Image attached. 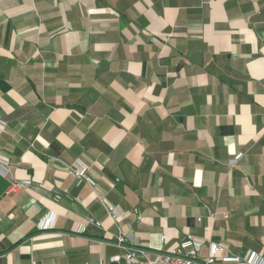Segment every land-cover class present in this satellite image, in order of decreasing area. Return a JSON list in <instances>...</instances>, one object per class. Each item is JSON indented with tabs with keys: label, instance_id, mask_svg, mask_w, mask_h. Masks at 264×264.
<instances>
[{
	"label": "crops",
	"instance_id": "obj_1",
	"mask_svg": "<svg viewBox=\"0 0 264 264\" xmlns=\"http://www.w3.org/2000/svg\"><path fill=\"white\" fill-rule=\"evenodd\" d=\"M0 164V264H264V0H0Z\"/></svg>",
	"mask_w": 264,
	"mask_h": 264
},
{
	"label": "built area",
	"instance_id": "obj_2",
	"mask_svg": "<svg viewBox=\"0 0 264 264\" xmlns=\"http://www.w3.org/2000/svg\"><path fill=\"white\" fill-rule=\"evenodd\" d=\"M236 160V159H235ZM232 161V164L235 163ZM9 173L7 165L0 164V176L5 177ZM67 173L71 175L76 185L79 186L82 182L91 183L85 175V169L78 163H73L67 168ZM32 186V182L28 179L12 181L7 188L5 194H12L20 189H27ZM55 200L59 199L58 196L54 197ZM209 212V217H214L213 212ZM109 219L117 221L120 213L116 208L108 209L107 211ZM226 218V215H223ZM199 220V219H198ZM96 226H100L99 223H94ZM40 228L45 225H40ZM83 229L79 227L76 229L77 233L82 232ZM160 243H165L166 238L164 235L159 237ZM117 245L124 250L122 255H118L111 258L112 263L119 264H215L219 253L223 251V247L220 244L213 243L207 238V229L204 231L202 238L194 237L187 233L184 238L173 248L166 251H158L149 253L147 250L141 248L137 239H130L124 232H119L116 237ZM206 249V253L201 255L202 249ZM225 262H236L238 264H263V261L255 260L254 255H251L244 263H239L237 258L226 257Z\"/></svg>",
	"mask_w": 264,
	"mask_h": 264
}]
</instances>
